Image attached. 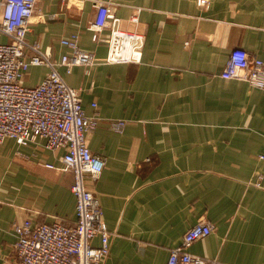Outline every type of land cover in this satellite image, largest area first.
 I'll return each mask as SVG.
<instances>
[{"label": "crops", "instance_id": "0c3cea01", "mask_svg": "<svg viewBox=\"0 0 264 264\" xmlns=\"http://www.w3.org/2000/svg\"><path fill=\"white\" fill-rule=\"evenodd\" d=\"M99 2H109L124 31L144 33L140 63L106 62L111 30L95 42L89 29ZM74 34L96 62L68 73L60 63L71 50L62 39ZM27 41L51 52L61 77L81 91L86 114L102 120L88 141L106 165L87 186L111 236L105 264H168L200 221L213 232L190 253L264 264V90L222 76L236 48L264 61V0H210L207 8L198 0H39ZM49 72L31 66L24 78L36 81L23 84ZM121 119L119 133L110 121ZM64 154L44 138L0 142V264L16 261L14 223L75 224Z\"/></svg>", "mask_w": 264, "mask_h": 264}, {"label": "built area", "instance_id": "2783aa9c", "mask_svg": "<svg viewBox=\"0 0 264 264\" xmlns=\"http://www.w3.org/2000/svg\"><path fill=\"white\" fill-rule=\"evenodd\" d=\"M39 0H0V142L7 138L28 145L37 138L46 140L51 151L64 149L62 171L73 174L71 191L76 196L77 218L73 225L57 220L36 223L32 219L14 223L16 234L14 264H105L110 255V232L103 219L98 198L88 189L87 179L96 180L105 168V160L89 146L88 135L102 120L86 114L81 91L70 87L51 59V52L30 44L27 35ZM200 7H209L210 0H198ZM97 15L89 29L95 42L111 30L107 63H140L146 36L140 31L122 28V20L114 17L108 3H96ZM138 16L132 17L139 23ZM71 52L61 59L68 73L78 66L96 62L94 53L79 46V36L62 39ZM47 65L49 74L35 86L23 84L31 66ZM224 79H236L264 90V61L252 58L242 48L234 49L222 71ZM96 106V105H95ZM111 128L122 133L126 121H110ZM49 169H57L47 164ZM61 169V168H60ZM213 226L200 221L191 228L178 247L171 250L168 264H226L208 260L189 252L200 239L209 236ZM100 239V246L93 241Z\"/></svg>", "mask_w": 264, "mask_h": 264}, {"label": "rangeland", "instance_id": "374dc122", "mask_svg": "<svg viewBox=\"0 0 264 264\" xmlns=\"http://www.w3.org/2000/svg\"><path fill=\"white\" fill-rule=\"evenodd\" d=\"M25 78H26V77H25ZM25 78H24V82H25L26 84H29V85H31L34 81H36L35 79H30V80H29L28 78H26V79H25Z\"/></svg>", "mask_w": 264, "mask_h": 264}]
</instances>
